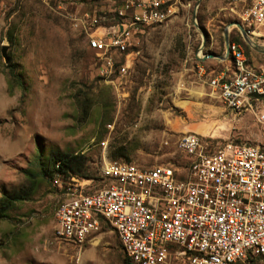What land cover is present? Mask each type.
Returning <instances> with one entry per match:
<instances>
[{"label":"rangeland","instance_id":"1","mask_svg":"<svg viewBox=\"0 0 264 264\" xmlns=\"http://www.w3.org/2000/svg\"><path fill=\"white\" fill-rule=\"evenodd\" d=\"M236 2L180 0L169 23L134 36L128 73L103 78L78 21L95 12L108 26L113 0H0V203L16 192L26 198L0 218V264H125L105 225L81 247L57 239L54 213L65 197L47 171L52 151L85 158L79 179L94 180L80 182L89 192L104 187L106 162L182 172L184 134L209 148L264 145L254 115L227 110L208 86L233 67L229 56L203 59L225 54V31L252 69L264 67V38L256 32L247 43L235 26L246 32L252 0Z\"/></svg>","mask_w":264,"mask_h":264},{"label":"built area","instance_id":"2","mask_svg":"<svg viewBox=\"0 0 264 264\" xmlns=\"http://www.w3.org/2000/svg\"><path fill=\"white\" fill-rule=\"evenodd\" d=\"M89 2L92 0H79ZM111 24L95 12L78 21L103 78L124 77L129 47L143 30L169 23L180 0H113ZM249 38H264V0H252L244 15ZM233 62L208 81L227 110L249 112L264 130V67L252 69L242 48L229 41ZM177 147L187 163L152 169L106 162L104 187L85 191L83 180L59 177L64 193L54 213L57 239L75 246L89 243L107 226L129 264H244L264 259V145L235 142L209 148L196 134H184Z\"/></svg>","mask_w":264,"mask_h":264},{"label":"trees","instance_id":"3","mask_svg":"<svg viewBox=\"0 0 264 264\" xmlns=\"http://www.w3.org/2000/svg\"><path fill=\"white\" fill-rule=\"evenodd\" d=\"M92 1H95V0H92ZM230 42H233V41L230 40ZM47 164L49 166V170H47L49 171V173L57 175L61 180L66 181L67 179H70L72 176L82 177L83 174H81V171L86 164V160L81 155L64 154L59 151H52L50 152L49 157L47 159ZM25 199L26 198H24L23 196H20L19 193L16 192V193L11 194L10 196L5 197L3 201L1 200L2 202L0 203V218L4 217L3 215L10 207V204L17 202V201H23ZM123 258H124L123 259L124 263L129 264L124 254H123ZM257 259H262V258L252 257V258H249L245 263L251 262Z\"/></svg>","mask_w":264,"mask_h":264},{"label":"water","instance_id":"4","mask_svg":"<svg viewBox=\"0 0 264 264\" xmlns=\"http://www.w3.org/2000/svg\"><path fill=\"white\" fill-rule=\"evenodd\" d=\"M235 26L238 28L242 38L244 39L245 42L247 43H252L251 39L248 37V35L246 34V32L244 31V29L242 28V26L238 23H235ZM224 42H225V54L223 56H216L214 54H208V55H205L203 59H211V58H217L219 60H222L224 58H227V46L229 44V40H228V35H227V32L225 31L224 32ZM1 56L4 58L5 62H7V58H6V55H5V48L3 47L1 49Z\"/></svg>","mask_w":264,"mask_h":264},{"label":"crops","instance_id":"5","mask_svg":"<svg viewBox=\"0 0 264 264\" xmlns=\"http://www.w3.org/2000/svg\"><path fill=\"white\" fill-rule=\"evenodd\" d=\"M236 1H241V0H233V4L237 5Z\"/></svg>","mask_w":264,"mask_h":264}]
</instances>
